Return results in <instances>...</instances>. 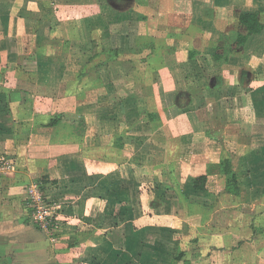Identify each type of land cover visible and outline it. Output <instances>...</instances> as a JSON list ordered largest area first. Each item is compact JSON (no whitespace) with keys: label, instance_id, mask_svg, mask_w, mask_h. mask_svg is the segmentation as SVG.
<instances>
[{"label":"crops","instance_id":"1","mask_svg":"<svg viewBox=\"0 0 264 264\" xmlns=\"http://www.w3.org/2000/svg\"><path fill=\"white\" fill-rule=\"evenodd\" d=\"M0 158V264H264V0H0Z\"/></svg>","mask_w":264,"mask_h":264},{"label":"built area","instance_id":"2","mask_svg":"<svg viewBox=\"0 0 264 264\" xmlns=\"http://www.w3.org/2000/svg\"><path fill=\"white\" fill-rule=\"evenodd\" d=\"M8 167V163L0 158V170ZM27 204L31 209V220L49 234H55L60 227V206L48 201L40 189V185L31 182L26 187Z\"/></svg>","mask_w":264,"mask_h":264},{"label":"trees","instance_id":"3","mask_svg":"<svg viewBox=\"0 0 264 264\" xmlns=\"http://www.w3.org/2000/svg\"><path fill=\"white\" fill-rule=\"evenodd\" d=\"M238 20H239V23L240 25H242L245 29V33L242 34V33H239L238 34V38L237 40L232 44L230 45V48L231 49H236V50H239L242 45H243V42L246 40L247 36L251 35V34H254V33H258L261 28H262V25L260 24L259 20H258V14L257 13H240L238 15ZM218 51V53H217ZM215 52V54L219 55V51H221V49L218 48ZM60 120L59 117L57 116H51V117H48V123L45 125L47 126L46 128H52L53 126H55V124ZM231 178L232 180H235L234 179V176L231 174ZM230 178V179H231ZM204 181H205V176H197L194 178L193 180V185L194 187L197 189H203L204 188Z\"/></svg>","mask_w":264,"mask_h":264},{"label":"rangeland","instance_id":"4","mask_svg":"<svg viewBox=\"0 0 264 264\" xmlns=\"http://www.w3.org/2000/svg\"><path fill=\"white\" fill-rule=\"evenodd\" d=\"M48 201H50V200H48ZM51 202H55V201H51ZM59 230V229H58ZM47 233V232H46Z\"/></svg>","mask_w":264,"mask_h":264}]
</instances>
